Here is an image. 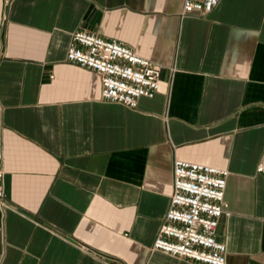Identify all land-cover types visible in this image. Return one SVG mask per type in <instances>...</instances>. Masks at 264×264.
Segmentation results:
<instances>
[{
	"label": "crops",
	"instance_id": "0c3cea01",
	"mask_svg": "<svg viewBox=\"0 0 264 264\" xmlns=\"http://www.w3.org/2000/svg\"><path fill=\"white\" fill-rule=\"evenodd\" d=\"M182 3L0 0V264H195L150 250L173 159L227 172L225 264H264V0ZM75 31L158 65L156 93L104 102Z\"/></svg>",
	"mask_w": 264,
	"mask_h": 264
},
{
	"label": "built area",
	"instance_id": "2783aa9c",
	"mask_svg": "<svg viewBox=\"0 0 264 264\" xmlns=\"http://www.w3.org/2000/svg\"><path fill=\"white\" fill-rule=\"evenodd\" d=\"M217 3L183 0L182 15L205 16ZM65 61L98 77L104 102L134 109L139 98H151L158 90V65L92 33L71 34ZM1 159L0 153V206H5ZM256 170L264 172V164ZM226 176L218 168L173 159L168 207L150 250L195 264H225V246L215 239V230L219 218L228 214L223 200Z\"/></svg>",
	"mask_w": 264,
	"mask_h": 264
}]
</instances>
